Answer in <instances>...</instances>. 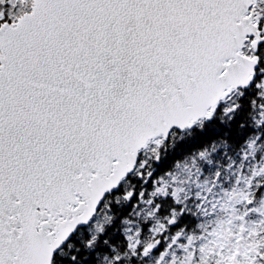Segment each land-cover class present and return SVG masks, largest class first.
Listing matches in <instances>:
<instances>
[{
    "label": "snow or ice",
    "instance_id": "6c2138e0",
    "mask_svg": "<svg viewBox=\"0 0 264 264\" xmlns=\"http://www.w3.org/2000/svg\"><path fill=\"white\" fill-rule=\"evenodd\" d=\"M0 264H264V0H0Z\"/></svg>",
    "mask_w": 264,
    "mask_h": 264
}]
</instances>
